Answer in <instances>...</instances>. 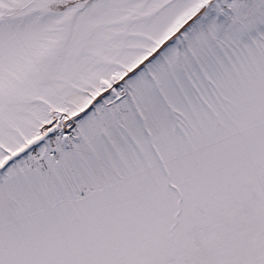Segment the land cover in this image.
<instances>
[{
	"label": "snow or ice",
	"instance_id": "snow-or-ice-1",
	"mask_svg": "<svg viewBox=\"0 0 264 264\" xmlns=\"http://www.w3.org/2000/svg\"><path fill=\"white\" fill-rule=\"evenodd\" d=\"M0 264H264V0H0Z\"/></svg>",
	"mask_w": 264,
	"mask_h": 264
}]
</instances>
